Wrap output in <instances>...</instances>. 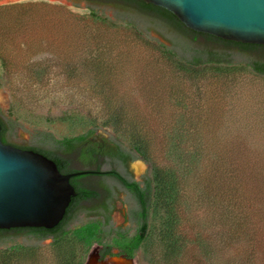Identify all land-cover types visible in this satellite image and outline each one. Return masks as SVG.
Here are the masks:
<instances>
[{
  "label": "rangeland",
  "instance_id": "rangeland-1",
  "mask_svg": "<svg viewBox=\"0 0 264 264\" xmlns=\"http://www.w3.org/2000/svg\"><path fill=\"white\" fill-rule=\"evenodd\" d=\"M136 10L119 0H0V117L14 123L8 141L51 151L47 135L63 139L93 130L95 140L112 139L129 149L134 127L151 141L154 163L165 167L170 161L164 156V138L184 122L186 139L179 155L198 153L206 160L189 174L178 171L177 230L185 248L177 264H225L228 207L243 218L242 256L264 264V77L245 67L247 61L263 59L264 52L233 53L236 66L181 67L175 58L188 56L185 48L217 46L202 37L194 41L192 34ZM107 106L121 109L127 129L104 125ZM216 154L227 166L230 158V166L244 173L237 188L216 179L212 170L222 168L208 157ZM73 161V168H84ZM126 168L140 185L151 177L150 165L142 159ZM78 180L112 185L110 178L95 175L72 179ZM132 209L133 200L119 195L111 211L113 227L127 230L128 236L136 229L129 222ZM95 211L93 204L81 205L65 228L101 220ZM155 215L148 237L128 264L160 261L162 208ZM3 242L0 249L15 246L21 258L10 264H64L71 258L94 264L98 250H86L71 236L38 242L26 232L7 234Z\"/></svg>",
  "mask_w": 264,
  "mask_h": 264
},
{
  "label": "trees",
  "instance_id": "trees-1",
  "mask_svg": "<svg viewBox=\"0 0 264 264\" xmlns=\"http://www.w3.org/2000/svg\"><path fill=\"white\" fill-rule=\"evenodd\" d=\"M73 1V0H70ZM127 3L129 6H136L138 10L144 15H149L152 19L163 23L165 25L174 28L181 33L192 34L193 40L196 41L199 37H202L206 42L212 43L217 47L212 46H201L199 48H188L184 49V52L189 53L188 56L183 54L182 57L176 59V64L179 66H186L190 69H201L206 67H229L236 66L235 56L233 53L247 54L250 52H264V46L254 45V44H242L235 43L232 41H225L214 36H210L203 33H196L184 27L171 13L166 10L156 7L151 4H145L141 0H119ZM119 18V17H118ZM126 25L134 27L130 21L123 20L119 18ZM193 41V42H194ZM170 55L176 57L177 54L170 50ZM181 55V54H180ZM5 64V62H4ZM245 67L254 75L264 77V57L263 59L250 60L245 62ZM113 106L105 107L103 113L104 125L110 126L114 130L119 127L126 128L129 123L125 122V118L122 116L121 109H113ZM13 122H4L0 117V137L3 143L8 141V137L13 134ZM176 127H171L170 134L165 139L163 145L165 149L164 156L170 163L165 167L159 166L154 163L152 156V143L147 140L143 135L136 133V128L133 127L129 130L135 131L132 135L131 142L132 147L129 149L123 148L119 142L115 141L125 152L126 160H136L142 159L144 162L150 165L151 177L145 178L143 182V187L140 183L133 180L132 182H124L125 190L128 196L133 200L135 204V209L130 213V221L132 224L136 225L135 232L131 237H128V231L122 230L121 228H114L111 222L110 213L112 208L108 209L106 215L102 220L90 221L86 224L80 225L73 230H68L65 228V223L69 218V215H65L63 220L52 229H31L24 231L22 229H10V230H0V244L4 243L7 234L19 235L24 232L27 235L32 236L38 242L46 238H51L53 242H58L67 236L73 237L77 242L86 246V250L92 246L105 245L106 237L112 236V245L121 247L129 245L128 253L129 257L132 258L136 252L140 250L142 243L146 240L150 233L152 227V218L155 220L156 213L158 209L162 208L164 213L162 219H160V229L158 232V242H160L161 248L159 253L160 261L152 264H177L181 253L185 248V241L179 235L177 227L180 224L179 215L176 213L177 205L180 197V186L179 178L182 171L184 174H189L192 171V166L199 167L206 160V157L202 154L192 153L189 155H179L182 153L180 151L181 144L186 139L184 122L175 124ZM178 129H181L180 132ZM138 132V131H137ZM172 132H179L171 135ZM93 130H87L85 133L72 138L54 139L47 135L46 142H50L52 146L51 151H46L42 149L32 148L34 151H38L48 158L54 160V153H67L69 152L74 144L84 141L87 136H90ZM137 134V135H136ZM179 134V135H178ZM112 140V139H111ZM178 153V155H177ZM209 159L214 161V164L222 168L221 171L215 169L212 170L217 180L221 181L227 180V184L232 185L233 188H237L236 184L243 183L245 177L244 173L240 171L238 173L234 167L230 166L229 160L227 159L228 166L224 163V157L221 155H214L213 157L208 156ZM233 164V163H232ZM223 165V166H222ZM199 171H197L198 173ZM109 176L116 177L115 172H108ZM228 185V189H230ZM241 185V184H240ZM220 187V186H219ZM216 196L221 194V187L217 191ZM227 194V193H222ZM93 194L90 191L78 190V196L72 199L70 207H75L80 199H88ZM229 196V194H228ZM231 195L229 199L233 200ZM228 215L230 217L227 219L228 231L225 234V247H228V257L225 264H257L255 259L251 256L244 258L242 256L241 246L244 242L243 238V225L242 217L238 216V213H234L228 207ZM155 222V221H154ZM109 244V243H108ZM111 244V243H110ZM109 244V245H110ZM199 244V242H198ZM203 246V242H200ZM199 247V246H198ZM17 248L9 247L5 249H0V264H10L11 260L15 258L14 262L21 260L17 255ZM75 258H71L68 262L64 264H84L83 259L75 262ZM20 263V262H19ZM18 263V264H19Z\"/></svg>",
  "mask_w": 264,
  "mask_h": 264
},
{
  "label": "water",
  "instance_id": "water-1",
  "mask_svg": "<svg viewBox=\"0 0 264 264\" xmlns=\"http://www.w3.org/2000/svg\"><path fill=\"white\" fill-rule=\"evenodd\" d=\"M141 1L166 10L196 33L264 46V0ZM79 174L61 173L46 156L0 137V230L56 227L77 195L70 178Z\"/></svg>",
  "mask_w": 264,
  "mask_h": 264
},
{
  "label": "flooded vegetation",
  "instance_id": "flooded-vegetation-1",
  "mask_svg": "<svg viewBox=\"0 0 264 264\" xmlns=\"http://www.w3.org/2000/svg\"><path fill=\"white\" fill-rule=\"evenodd\" d=\"M5 144H9L22 149H30L28 147L20 146L15 143H11L7 141ZM34 151V150H33ZM38 152V151H35ZM40 153V152H38ZM42 154V153H40ZM43 155V154H42ZM125 152L123 149L113 140L109 139H101L95 140L90 136H87L84 141L80 143L74 144L73 148L67 153H54V160H52L58 170L61 173H73V172H81L78 176H74L70 178V183L74 187L77 195L72 199L78 196V190H86L90 191L93 195L88 199H80L76 206L66 208L65 215H73L76 210L82 205L87 203L93 204L95 208V215L98 217L104 218V215L107 214L108 209L112 208V205L115 202V199L119 197V195H123L128 198V194L125 190L124 182H132L133 178H131V172L129 171L128 164L134 160L127 159L125 156ZM45 156V155H44ZM48 158V157H47ZM73 160H77L83 164L84 168H73L71 165L74 162ZM108 172H115L117 174L116 177L109 176ZM87 175H95L96 177L101 178H110L112 185L104 187L93 186L88 181H72L75 177H82ZM136 181V180H135ZM143 187V185H140ZM130 198V197H129ZM133 210V209H132ZM131 210V211H132ZM130 211V213H131ZM130 215V214H128ZM111 218V213H110ZM101 219V220H102ZM131 223V221L129 220ZM24 231L31 229H39V228H18ZM123 230V229H122ZM128 237H131L130 235ZM112 236L106 237L105 241L107 242L105 245L98 246V250L94 255V264H128L131 260L134 259L129 257L128 249L129 245H124L121 247H117L112 245ZM44 240H52L51 238H46ZM42 240V241H44ZM110 245H109V244Z\"/></svg>",
  "mask_w": 264,
  "mask_h": 264
}]
</instances>
